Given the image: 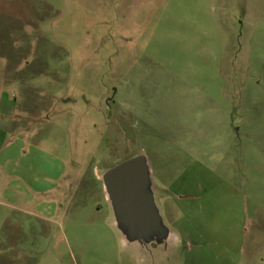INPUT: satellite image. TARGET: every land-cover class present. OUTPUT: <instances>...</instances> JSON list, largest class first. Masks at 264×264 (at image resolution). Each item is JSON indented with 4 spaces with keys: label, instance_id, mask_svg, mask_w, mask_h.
Wrapping results in <instances>:
<instances>
[{
    "label": "rangeland",
    "instance_id": "1",
    "mask_svg": "<svg viewBox=\"0 0 264 264\" xmlns=\"http://www.w3.org/2000/svg\"><path fill=\"white\" fill-rule=\"evenodd\" d=\"M0 129V264H264V0H0ZM139 155L150 252L102 184Z\"/></svg>",
    "mask_w": 264,
    "mask_h": 264
},
{
    "label": "water",
    "instance_id": "2",
    "mask_svg": "<svg viewBox=\"0 0 264 264\" xmlns=\"http://www.w3.org/2000/svg\"><path fill=\"white\" fill-rule=\"evenodd\" d=\"M102 183L116 222L127 241L137 242L149 252L159 245L169 247L171 231L156 205L144 155L108 169L102 175Z\"/></svg>",
    "mask_w": 264,
    "mask_h": 264
},
{
    "label": "crops",
    "instance_id": "3",
    "mask_svg": "<svg viewBox=\"0 0 264 264\" xmlns=\"http://www.w3.org/2000/svg\"><path fill=\"white\" fill-rule=\"evenodd\" d=\"M1 133H2V131H1V129H0V137H1ZM1 139V138H0ZM0 149H1V141H0ZM176 236V235H175ZM177 241H178V239H177V236H176V238H175V242L177 243ZM174 245H175V243H174Z\"/></svg>",
    "mask_w": 264,
    "mask_h": 264
},
{
    "label": "flooded vegetation",
    "instance_id": "4",
    "mask_svg": "<svg viewBox=\"0 0 264 264\" xmlns=\"http://www.w3.org/2000/svg\"><path fill=\"white\" fill-rule=\"evenodd\" d=\"M103 184V183H102ZM104 188V187H103Z\"/></svg>",
    "mask_w": 264,
    "mask_h": 264
}]
</instances>
